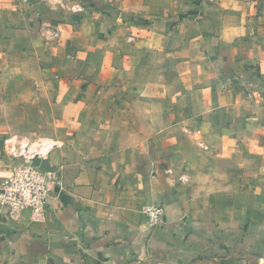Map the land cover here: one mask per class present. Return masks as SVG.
Listing matches in <instances>:
<instances>
[{
	"label": "crops",
	"instance_id": "obj_1",
	"mask_svg": "<svg viewBox=\"0 0 264 264\" xmlns=\"http://www.w3.org/2000/svg\"><path fill=\"white\" fill-rule=\"evenodd\" d=\"M28 58L61 187L0 264H264V0H0V106Z\"/></svg>",
	"mask_w": 264,
	"mask_h": 264
},
{
	"label": "built area",
	"instance_id": "obj_2",
	"mask_svg": "<svg viewBox=\"0 0 264 264\" xmlns=\"http://www.w3.org/2000/svg\"><path fill=\"white\" fill-rule=\"evenodd\" d=\"M5 144L12 162L8 174L0 180V216L11 222H19L22 218L39 221L49 198L61 187V181L56 172L34 164V160L45 159L54 141L13 135L5 140ZM143 212L149 226L162 223L160 208L146 206Z\"/></svg>",
	"mask_w": 264,
	"mask_h": 264
},
{
	"label": "rangeland",
	"instance_id": "obj_3",
	"mask_svg": "<svg viewBox=\"0 0 264 264\" xmlns=\"http://www.w3.org/2000/svg\"><path fill=\"white\" fill-rule=\"evenodd\" d=\"M39 64L37 63V59L36 58H28V63H27V71L24 74V76L26 77H21L20 79H18V76L16 75V73H11V79H10V85H11V96H12V101L17 102L16 104L12 103V104H8L6 106H0V113H5L7 114V116L10 115V118L13 120L12 123H10L11 125V132H20L23 135L28 136L29 139L34 140L36 138H46V139H50L49 136H43L41 135L38 131L35 130V126H36V121L32 118L33 117V113L31 112V110H29L30 106L26 107L25 110H22L24 105H21L22 103H18L19 101L22 100V96H20L18 93H20V91L22 90H17L18 88V80L21 81V83L28 88L27 94L26 96H32V95H36L38 96V94L35 93L36 91V78L38 76V66ZM40 72V71H39ZM15 98V99H13ZM22 114L23 117L25 119H23L22 123H18L17 122V118L19 117V115ZM38 123V122H37ZM19 125V126H18ZM45 127H47L48 122H44L43 124ZM23 131H22V130ZM25 136V137H26ZM1 144V142H0ZM46 159V158H45ZM43 159V160H45ZM154 206V205H153ZM161 209L160 206H155ZM162 210V209H161ZM163 212V211H162Z\"/></svg>",
	"mask_w": 264,
	"mask_h": 264
},
{
	"label": "water",
	"instance_id": "obj_4",
	"mask_svg": "<svg viewBox=\"0 0 264 264\" xmlns=\"http://www.w3.org/2000/svg\"><path fill=\"white\" fill-rule=\"evenodd\" d=\"M34 164H41L44 168H46V169L49 168L48 163L45 160L40 161L38 159H35Z\"/></svg>",
	"mask_w": 264,
	"mask_h": 264
},
{
	"label": "bare ground",
	"instance_id": "obj_5",
	"mask_svg": "<svg viewBox=\"0 0 264 264\" xmlns=\"http://www.w3.org/2000/svg\"><path fill=\"white\" fill-rule=\"evenodd\" d=\"M51 145V143L50 144H48V147Z\"/></svg>",
	"mask_w": 264,
	"mask_h": 264
}]
</instances>
